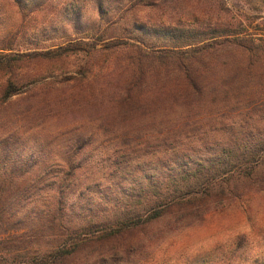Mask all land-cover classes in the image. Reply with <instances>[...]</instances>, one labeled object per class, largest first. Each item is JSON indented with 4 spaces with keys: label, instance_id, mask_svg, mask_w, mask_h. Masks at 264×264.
Listing matches in <instances>:
<instances>
[{
    "label": "trees",
    "instance_id": "trees-1",
    "mask_svg": "<svg viewBox=\"0 0 264 264\" xmlns=\"http://www.w3.org/2000/svg\"><path fill=\"white\" fill-rule=\"evenodd\" d=\"M57 1L7 3L25 19L26 8H32L31 15L47 13ZM81 21L78 16L75 24ZM141 28L134 25L133 29L140 30L134 42L111 41L103 44L102 51L82 41L46 52H15L12 44L2 48L0 73L13 75L24 65L100 53L106 63L115 55L128 74L118 96L101 91L112 111L89 119L90 126L99 125V135L84 131L88 125H79L49 138L47 146L46 141L27 143L26 136L44 119L36 115L60 112L55 110L65 101L48 109L29 106L21 112L22 122L16 121L4 133L0 112V254L13 256L10 264H131L165 237L189 227L179 225L205 215L215 204L213 181L228 170L203 180L205 169L213 166L204 168L202 163L196 170L188 166L171 171L166 179L157 173L144 174L143 162L153 156V148L180 142L170 137L156 142L165 132L175 135L172 129L179 120H190L199 111L212 114L264 99V45L230 26L175 36ZM152 32L165 44L154 46ZM2 94L0 108L24 92L9 81ZM72 98L68 100L73 102ZM149 134L156 138H148ZM105 140L113 145L106 146ZM49 156L58 160L50 163ZM253 157L255 163H264V140L256 145ZM90 170L103 172L112 182L118 179V184L105 188L102 180L89 179L96 175H89ZM241 175L250 178L252 172L244 170ZM194 180L203 181L192 184ZM102 206L110 208L109 216L101 213ZM165 222L173 226H160Z\"/></svg>",
    "mask_w": 264,
    "mask_h": 264
},
{
    "label": "rangeland",
    "instance_id": "rangeland-1",
    "mask_svg": "<svg viewBox=\"0 0 264 264\" xmlns=\"http://www.w3.org/2000/svg\"><path fill=\"white\" fill-rule=\"evenodd\" d=\"M139 1L58 0L47 13L31 15L32 8H26L23 19L16 7L10 6L7 0H0V40H6L0 42V52L2 48L9 49L11 44L15 52H46L66 46L71 41L96 44L98 51H102L103 44L111 41L137 40L134 38L139 36L137 32L140 30L133 29L134 25L143 27L142 31L148 28L163 33L168 31L171 36L230 26L241 30L243 37H253L264 45V0H145L144 6L139 5ZM78 16L82 20L81 25L75 24ZM150 34V42L154 46L165 44L157 34ZM125 68L115 55L106 63L100 53H80L64 62L41 61L24 65L13 75L0 73V99L9 81L16 83L17 88L24 92L21 97L3 102L0 108L6 124L3 133L16 126V121L22 122L21 112L29 106H46L48 109L50 104L53 107L65 101L62 107L55 110L60 112L43 116L41 111L36 115L44 119L26 136L27 143L34 145L46 141L44 144L47 146L49 138L79 125H88L84 131L96 135L99 125L90 126L92 121L89 119L112 111V107L104 103L101 91L109 92L111 97L118 96L128 78ZM71 98L73 102L68 100ZM206 112L199 111L190 120H179L172 129L175 135L168 136L169 133L165 132L157 143L169 137L180 142L169 147L153 148V156H148L143 162L146 164L144 174L150 176L157 173L167 179L171 171L188 166L196 170L203 163L204 168L213 166L202 174L203 180H207L215 172L228 170L226 175L221 174L213 181L217 197L213 198L215 204L205 215L184 221L186 223L179 226L189 227L165 237L131 264L264 262V163H255L253 157L256 145L264 140V99L251 105L241 103L230 106L212 114ZM147 136L156 138L151 134ZM104 143L106 146L113 145L107 140ZM222 153H228V157H220ZM50 158L49 162L53 161V164L58 160ZM241 170H249L252 176L241 175ZM102 173L90 170L89 175H96L88 178L102 180L105 188L112 183L118 184V179L109 181L108 176ZM203 180H198V183L194 180L192 184H201ZM171 190L174 191V187ZM223 191L225 195L222 197L220 193ZM176 194H180L179 191ZM109 210L100 207L104 216L111 214ZM160 226L173 225L165 222ZM4 255L0 256L3 262L0 264H10L14 260L13 256Z\"/></svg>",
    "mask_w": 264,
    "mask_h": 264
}]
</instances>
